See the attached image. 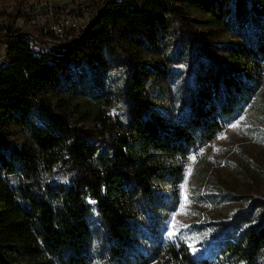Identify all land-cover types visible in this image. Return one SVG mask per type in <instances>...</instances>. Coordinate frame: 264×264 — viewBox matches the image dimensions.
Segmentation results:
<instances>
[{
	"label": "trees",
	"instance_id": "1",
	"mask_svg": "<svg viewBox=\"0 0 264 264\" xmlns=\"http://www.w3.org/2000/svg\"><path fill=\"white\" fill-rule=\"evenodd\" d=\"M252 1L264 5V0ZM219 4L103 0L68 49L51 55L33 54L24 32L10 30L20 3L14 6L7 27L12 59L0 67V144L3 122L12 115H31L36 104L45 118L26 125L34 147L0 149V264H89L91 214L104 228L105 264H150L154 259L160 264H234L264 255V223L225 240L213 256L198 259L182 240L158 236L151 246L136 247L139 222L176 202L187 155L213 139L250 100L264 43L232 44L217 56L198 58L186 110L177 118L150 107L142 79L131 71L121 116L97 109V123L89 129L38 98L62 69V59L114 44L121 28L151 32L169 18L186 22V7L209 12Z\"/></svg>",
	"mask_w": 264,
	"mask_h": 264
},
{
	"label": "rangeland",
	"instance_id": "2",
	"mask_svg": "<svg viewBox=\"0 0 264 264\" xmlns=\"http://www.w3.org/2000/svg\"><path fill=\"white\" fill-rule=\"evenodd\" d=\"M42 1L0 0V12L8 17L19 2L30 8ZM52 1H79L88 24L103 0ZM185 11L184 23L169 18L151 32L121 28L114 44L62 59V69L38 98L53 112L63 110L72 123L89 129L97 123V109L111 117L121 116L120 103L131 71L142 79L145 98L155 112L169 119L179 117L192 92V71L198 58L217 56L232 44L264 43V5L257 1L220 0L214 11L195 7ZM253 71L258 84L250 100L213 139L184 159L174 205L158 213L150 211L139 222V250L161 237L184 241L196 259L213 256L225 240L264 223V59ZM29 112L3 122L0 149L21 144L34 147L26 125L43 122L45 116L36 104ZM88 223L92 237L89 264H105L104 228L94 214ZM150 264L160 263L154 259ZM234 264H264V255H256L250 263Z\"/></svg>",
	"mask_w": 264,
	"mask_h": 264
},
{
	"label": "built area",
	"instance_id": "3",
	"mask_svg": "<svg viewBox=\"0 0 264 264\" xmlns=\"http://www.w3.org/2000/svg\"><path fill=\"white\" fill-rule=\"evenodd\" d=\"M80 9L79 1L56 4L44 0L30 8L19 6L10 30L24 32L28 48L35 55L62 53L87 25ZM10 16L0 12V67L9 65L12 59L10 45L13 37L7 32Z\"/></svg>",
	"mask_w": 264,
	"mask_h": 264
}]
</instances>
